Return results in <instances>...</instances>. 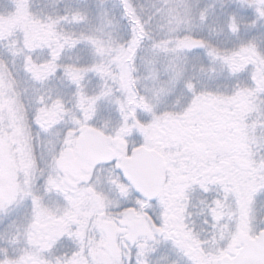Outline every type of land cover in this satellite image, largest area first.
I'll use <instances>...</instances> for the list:
<instances>
[{
  "label": "snow or ice",
  "instance_id": "snow-or-ice-1",
  "mask_svg": "<svg viewBox=\"0 0 264 264\" xmlns=\"http://www.w3.org/2000/svg\"><path fill=\"white\" fill-rule=\"evenodd\" d=\"M10 3L0 264H264V47L250 35L264 29V0H221L217 35L231 47L194 31L215 5L163 0L145 13L116 0L118 40L108 0L54 15ZM82 47L91 63L62 62ZM218 77L223 90L201 83ZM102 104L114 124L96 122Z\"/></svg>",
  "mask_w": 264,
  "mask_h": 264
},
{
  "label": "rangeland",
  "instance_id": "rangeland-1",
  "mask_svg": "<svg viewBox=\"0 0 264 264\" xmlns=\"http://www.w3.org/2000/svg\"><path fill=\"white\" fill-rule=\"evenodd\" d=\"M8 0H0V4L6 3ZM32 2V9L34 12L40 15H54L56 12L59 11V9L62 10L71 4L75 3V0H31ZM160 2H163V0H134L135 5L137 6V9H143L145 13L151 11L153 4H158ZM188 3H190L192 6H196L197 4L200 7H203L205 5L211 6L215 5V15L210 18L209 25L207 26H197L194 31L197 34H201L204 36H210V38L213 40L214 43L220 45L221 47H231L234 43V38L231 37L226 32L221 33L217 35V33L220 32L221 23H216V17H222V10H221V0H187ZM224 2H228V0H224ZM116 3V0H108L107 6L111 10L112 13V19L113 23L116 25V28L113 32V38L115 39H122L126 38L125 35V26L126 22L124 20H121L119 11L113 7V5ZM42 5V6H41ZM88 5H95L96 7H99L101 5V0H81L80 6L85 7ZM62 6V7H61ZM8 9L5 10L7 12ZM3 13V12H1ZM64 27L71 31L74 30L75 26L72 24H65ZM212 29H215V32H212ZM251 36H255L257 43L260 44L262 47H264V29H260L259 31L250 33ZM195 54H190L191 56ZM0 56L5 57L7 59H10L8 56V49L5 45L0 44ZM35 57L39 58L41 60L45 59L47 57L46 52H37L35 53ZM93 53L91 49L87 47H82L80 49L72 50V51H66L64 53L62 62L66 64H74L79 62L80 64H86L91 63L93 60ZM203 59V58H202ZM192 63H198L197 60L192 59ZM206 62V60H205ZM137 64L140 66V71L143 73V65L140 63V61H137ZM19 79L23 82L24 80V74L21 72L19 74ZM88 80L91 81V83H87V90L89 94H92L94 91L98 90L97 85L99 81L94 76H89ZM226 81L223 77L213 78V79H203L201 83L209 88H215L218 84L221 85V90H223V83ZM55 89L59 90L61 93L64 94V98L66 101L70 100V90L67 87L66 83H61L59 81L54 82ZM116 116L114 113V110L106 104H102L97 112V119L96 122L98 124H105V123H111L114 124L116 122Z\"/></svg>",
  "mask_w": 264,
  "mask_h": 264
},
{
  "label": "trees",
  "instance_id": "trees-1",
  "mask_svg": "<svg viewBox=\"0 0 264 264\" xmlns=\"http://www.w3.org/2000/svg\"><path fill=\"white\" fill-rule=\"evenodd\" d=\"M42 6V5H41ZM62 7V6H61ZM12 8V4L10 3V0H8V2L0 4V13L3 12L5 13V10L8 9V11H10ZM59 11H61L59 9ZM126 22V21H125Z\"/></svg>",
  "mask_w": 264,
  "mask_h": 264
},
{
  "label": "flooded vegetation",
  "instance_id": "flooded-vegetation-1",
  "mask_svg": "<svg viewBox=\"0 0 264 264\" xmlns=\"http://www.w3.org/2000/svg\"><path fill=\"white\" fill-rule=\"evenodd\" d=\"M177 261H178V264H181L180 260H179V257H177Z\"/></svg>",
  "mask_w": 264,
  "mask_h": 264
}]
</instances>
